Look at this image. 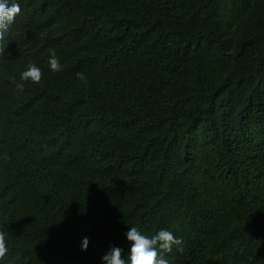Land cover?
<instances>
[{"label":"trees","instance_id":"trees-1","mask_svg":"<svg viewBox=\"0 0 264 264\" xmlns=\"http://www.w3.org/2000/svg\"><path fill=\"white\" fill-rule=\"evenodd\" d=\"M12 3L0 264L127 260L133 226L182 238L171 264H264V0Z\"/></svg>","mask_w":264,"mask_h":264},{"label":"clouds","instance_id":"clouds-1","mask_svg":"<svg viewBox=\"0 0 264 264\" xmlns=\"http://www.w3.org/2000/svg\"><path fill=\"white\" fill-rule=\"evenodd\" d=\"M20 13L21 8L18 3H12L9 6L8 0H0V42L5 40V33ZM5 49L0 44V53H4ZM48 64L52 72L63 70L59 58L55 55L50 56ZM42 76L41 69L35 63H30L27 70L20 74V82L16 84V89L23 92L27 82L39 84ZM6 235V225H0V260L8 252ZM125 235L127 240L131 242L127 260L122 257L123 250L120 247H111L102 257L103 264H171L170 255L173 253V249L175 248V251L180 253L184 251L182 238L175 237L165 229H161L155 235L148 237L133 226ZM88 244V238H83L81 250L86 251Z\"/></svg>","mask_w":264,"mask_h":264}]
</instances>
